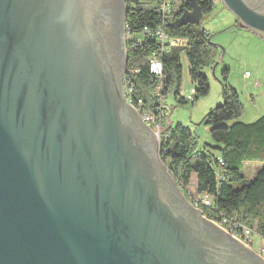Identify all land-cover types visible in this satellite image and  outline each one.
<instances>
[{"label":"water","instance_id":"1","mask_svg":"<svg viewBox=\"0 0 264 264\" xmlns=\"http://www.w3.org/2000/svg\"><path fill=\"white\" fill-rule=\"evenodd\" d=\"M189 1L166 27L199 24ZM222 1L264 37V0ZM126 9L0 0V264H264L189 200L126 101Z\"/></svg>","mask_w":264,"mask_h":264},{"label":"trees","instance_id":"2","mask_svg":"<svg viewBox=\"0 0 264 264\" xmlns=\"http://www.w3.org/2000/svg\"><path fill=\"white\" fill-rule=\"evenodd\" d=\"M198 1L202 16L212 9L213 0ZM126 7V34H137L127 41V69L123 75L124 83L132 86V98L142 99L143 105L152 110L162 105L168 93L179 104H186V98L180 94L181 53L187 58L188 74L194 83L193 98L205 95L209 83L203 68L214 63L213 55L218 48L216 43L207 39L205 30L191 23L177 28L165 27L175 44L168 43L167 50L158 51L156 40L141 35L143 26L161 23L156 1L126 0ZM190 7V1L186 0L180 9ZM155 51L162 61L161 86L157 93L158 82L149 71V59ZM227 73V69L222 71L223 102L210 108L202 120L208 127L211 142L199 146L188 126L180 122L163 123V114L159 119L160 155L181 190L191 202H197L207 218L226 216L229 220L254 227L264 238V114L251 122L238 119L243 104L238 92L224 83ZM160 96L163 98L159 99ZM250 158L261 161V166L248 182L237 187L235 184L244 181V162ZM192 174L196 176V195L191 198L187 188ZM203 195L209 196L212 202L205 205L201 201Z\"/></svg>","mask_w":264,"mask_h":264},{"label":"rangeland","instance_id":"3","mask_svg":"<svg viewBox=\"0 0 264 264\" xmlns=\"http://www.w3.org/2000/svg\"><path fill=\"white\" fill-rule=\"evenodd\" d=\"M235 21V14L226 7L224 2L214 0L212 9L201 17L199 24L195 25L196 28L205 30L208 35L213 34L211 41L218 45L213 55L214 63L203 68L209 83L208 92L197 99L193 98L194 83L188 74L187 58L184 53H181L180 94L186 98L187 103L179 104L171 93L164 98L159 97V99L163 98V108L162 105H158V111L161 112L164 109L165 112L163 123L180 122L188 126L201 147L204 142H211L208 127L202 123L203 117L210 108L223 102L221 79L224 69L228 70L224 83L238 92L243 104V110L238 119L251 122L264 114V37L249 28L236 27ZM133 37H137V34L134 36L126 34V41L129 42ZM158 90H155V93ZM189 95L191 98H188ZM154 132L156 133V130ZM157 138L159 140V137ZM260 166L261 161L247 159L242 170L245 176L244 181L235 186L239 187L248 182ZM195 177V174H192L187 188L191 198L196 195ZM250 240L253 242L252 247L255 251L264 246V238L260 237L256 231L252 232Z\"/></svg>","mask_w":264,"mask_h":264},{"label":"built area","instance_id":"4","mask_svg":"<svg viewBox=\"0 0 264 264\" xmlns=\"http://www.w3.org/2000/svg\"><path fill=\"white\" fill-rule=\"evenodd\" d=\"M157 3L158 13L160 14V24H156L154 26H143L141 29V35L150 37L156 40L159 43V50L163 51L167 50V44H175V40L170 38L165 31V24L174 20L181 13V6L183 2L186 0H155ZM214 1V0H213ZM149 71L156 77L157 85L156 88L159 89L161 86V78H162V61L159 58L157 51H155L151 58L149 59ZM248 74V71H246ZM127 83V82H126ZM123 81V93L125 95V99L127 102L134 105L140 112L142 120L148 124L150 127H153L154 131L157 133L160 132V117L165 113L164 110L159 112V107H156L155 110H152L143 105L142 99H134L130 95L132 92V86L126 84ZM193 91V89H192ZM188 98H191L189 95ZM158 112V114H157ZM201 201L208 205L212 202L211 198L207 195H203ZM196 205V201H192ZM215 223H217L220 227H222L225 231L229 232L236 238L240 239L242 242L252 247L253 242L250 240V235L252 232H255L254 227H248L239 221L229 220L226 216H223L219 219H211ZM263 247V248H262ZM257 250L260 254L264 256V246ZM253 248V247H252Z\"/></svg>","mask_w":264,"mask_h":264},{"label":"flooded vegetation","instance_id":"5","mask_svg":"<svg viewBox=\"0 0 264 264\" xmlns=\"http://www.w3.org/2000/svg\"><path fill=\"white\" fill-rule=\"evenodd\" d=\"M184 9H186V8H184ZM122 91H123V76H122ZM124 94V93H123ZM125 96V95H124ZM197 206V205H196ZM250 248H252L251 246H249ZM253 249V248H252ZM257 252V251H256ZM257 253H259V252H257ZM260 254V253H259ZM261 256H263L262 254H260ZM264 257V256H263Z\"/></svg>","mask_w":264,"mask_h":264}]
</instances>
